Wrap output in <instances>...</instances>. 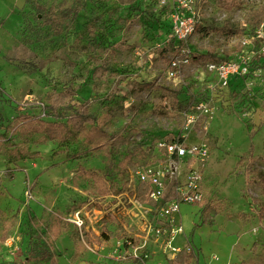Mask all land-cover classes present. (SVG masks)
Listing matches in <instances>:
<instances>
[{
  "label": "rangeland",
  "instance_id": "1",
  "mask_svg": "<svg viewBox=\"0 0 264 264\" xmlns=\"http://www.w3.org/2000/svg\"><path fill=\"white\" fill-rule=\"evenodd\" d=\"M195 5L214 31L193 33L172 75L160 0H0V264H264V0ZM222 60L247 68L228 88L206 67ZM80 112L90 121L61 138L14 130L24 114ZM178 137L209 150L203 202L181 204L179 253L135 173Z\"/></svg>",
  "mask_w": 264,
  "mask_h": 264
},
{
  "label": "built area",
  "instance_id": "2",
  "mask_svg": "<svg viewBox=\"0 0 264 264\" xmlns=\"http://www.w3.org/2000/svg\"><path fill=\"white\" fill-rule=\"evenodd\" d=\"M198 1L160 0L162 7L170 11L171 32L175 42L176 53L171 63L172 75L178 74L182 65L190 63L191 50L186 46L196 31L198 13L195 4ZM181 52L183 54L180 56ZM206 67L209 72L216 75L222 88H228L235 76L247 72V68L234 60L209 61ZM197 109L204 110V117L211 116V109L205 104L198 105ZM194 118L192 114L189 115L188 125L193 123ZM204 127L205 130L209 129V121ZM154 156L155 160L151 164L139 167L135 173L140 183L148 184L147 194L153 204L152 211H156L158 218L163 219L158 232L162 236L165 234L170 236L169 246L179 253L181 248L175 246L174 242L178 233H184L181 204L197 205L203 202L205 198L203 168L209 150L206 144H187L178 137L157 142ZM172 180L179 182L169 183Z\"/></svg>",
  "mask_w": 264,
  "mask_h": 264
},
{
  "label": "trees",
  "instance_id": "3",
  "mask_svg": "<svg viewBox=\"0 0 264 264\" xmlns=\"http://www.w3.org/2000/svg\"><path fill=\"white\" fill-rule=\"evenodd\" d=\"M48 21L51 24L52 30L56 34L59 35L62 32L63 19L55 15H49ZM211 31H214V30L202 28L201 26L197 25L195 32L205 33V35H209ZM168 52L172 54L176 53V50L173 44L169 46V49L165 50V53H168ZM197 59L199 60L208 59V54L201 55ZM90 119H91L90 115L80 112L72 116L71 118H69L65 124L62 122L60 123V122L46 121V120L37 118L35 116L24 114V115L17 117V124L16 126H14V130L17 129L19 125H24L30 128L36 127L46 132L49 135L50 139H57V138L64 137V135H66V133H69L71 129L83 128L85 123L89 122ZM91 131L96 132V133L102 132L98 124L95 127H92ZM102 193L104 196H106L110 194V191L105 190ZM259 218H260V221H264V207L261 209ZM72 239L75 245L74 257L77 258L81 256L82 254V245H83L82 240H81V231L78 228H76L73 231Z\"/></svg>",
  "mask_w": 264,
  "mask_h": 264
}]
</instances>
